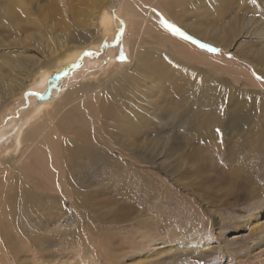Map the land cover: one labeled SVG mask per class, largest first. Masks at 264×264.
Here are the masks:
<instances>
[{
  "label": "rangeland",
  "instance_id": "374dc122",
  "mask_svg": "<svg viewBox=\"0 0 264 264\" xmlns=\"http://www.w3.org/2000/svg\"><path fill=\"white\" fill-rule=\"evenodd\" d=\"M21 1L0 0V76L21 83L0 108V161L16 153L11 175L21 176L7 182L20 190L6 207L31 196L50 206L23 220L36 240L21 239L0 264H264V8L253 12L264 0L224 18H180L210 40L177 23L190 0H144L159 13L151 7L149 16L142 0ZM232 34L227 48L213 41ZM170 36L196 48L190 59L166 52L183 77L155 54ZM19 64L48 68L25 84ZM189 76L185 91L166 86ZM120 99L141 109L121 105L106 117ZM193 106L179 126L174 116ZM28 128L32 141L17 152ZM89 153L105 166L89 168Z\"/></svg>",
  "mask_w": 264,
  "mask_h": 264
},
{
  "label": "bare ground",
  "instance_id": "6f19581e",
  "mask_svg": "<svg viewBox=\"0 0 264 264\" xmlns=\"http://www.w3.org/2000/svg\"><path fill=\"white\" fill-rule=\"evenodd\" d=\"M134 1H138L139 2V0H134ZM134 1L129 0L130 4H131V2H134ZM142 1L145 2L147 0H145V1L142 0ZM157 1L159 2L160 0H157ZM166 1H171V2L174 1V3H176L178 0H166ZM163 2H164V0H163ZM154 3L155 2H153V4ZM22 4H23V2L21 0H14V1L10 0V5H11L10 7H12V8L22 7ZM146 4H148V3H146ZM153 4L149 3L147 5L148 9L147 10L145 9L146 16L147 15L149 16L150 14H153L151 12V7L154 8V6H155ZM253 4H254V0H190V2H188L185 6H183L184 8H182V10H183L182 14L185 15V16L178 15V17H176L177 18L176 21H177V23L179 25H180L181 22H183V25H184L185 29L187 30V32H189V34H193V35H195L197 37L200 36V38H205L206 40H210L209 38L202 36V34H203L202 31H204V34H206L207 29H205V28H204V30H202V28L199 29V27H198L199 25H197L196 28H198V31H192V30L190 31L187 28H191L192 26H190L188 23L186 24L180 18L186 17V13H188V12L198 13L200 15L201 19L206 20V21H207V19H210V18L216 17V16H222V18H224V17H227V15L229 13H231L234 8H236V10L239 9V10H242V11L246 12L245 8L246 7H251ZM260 5H261L260 7L257 5L256 9H254L253 12H258L260 9L264 8V6L261 3H260ZM135 6H136V4H135ZM129 7H131V6L127 5L124 8V11H126V13H124L125 17L129 13V12L127 13V11H129ZM154 9L157 12V9L156 8H154ZM143 12H144V10H143ZM133 13L137 14L136 12H133ZM236 14H237V12H236ZM154 15H156V14H154ZM168 15L172 17V14L168 13ZM171 17L169 18L170 20H171ZM131 18H132V16H131ZM126 20H128V19H126ZM133 20H134V17H133ZM179 20L181 21L180 23H179ZM129 22H131V21L129 20ZM214 30L215 29H210L208 32L210 33L211 31H214ZM196 32H199L200 34L198 35V34H196ZM163 33H165V32H163ZM165 34H167V33H165ZM234 34L228 36L227 38L225 36H223L222 39L221 38L218 39V37H214L213 41H214V43L216 45H221L220 47L227 48V46H229V44H230V38H232V36L235 37L237 35V34L236 35H234ZM165 36H166V38L169 37L168 34L165 35ZM141 38H142V35H141ZM151 38H153L152 40L155 39L153 36ZM139 39H138V42L140 43ZM167 40H169V39L167 38ZM160 41L162 42V40H160ZM151 42H153V41H151ZM153 43H155V42H153ZM189 43H187V41H184V40H181V39L175 37V39H173V41L170 42V44H171L170 47L168 45H166L167 43H162V44L160 43L159 44L160 45L159 49H161V50L157 49L159 52H155V54H156V56L160 55V56H162L163 58L166 59V64H169V66H170L169 67L170 68L169 74L175 75V74L179 73L183 77L184 70H181L179 72L174 71L178 67L176 65H171V62L175 63V59H177V61L180 60V59L175 57L174 55L173 56L172 55L169 56L166 52L172 51V53H175V52L178 53L177 51H180V52L185 53V55H187V59H190V55H192V54L190 52H188L189 49H192V50L195 49L196 50V48H194L193 45H191ZM172 47L175 48V49H173ZM178 47H180V49ZM151 49H153V48H151ZM133 52H132L133 58L135 57L134 64H135L136 67H138L140 65L139 64V58L142 59V57L144 55L140 54L139 51H136L135 53H133ZM54 57L55 56H52L50 60H52ZM262 60H263V58H262ZM142 62H143V60H142ZM185 63L189 64L191 66H197V65H195L193 63H189V62H185ZM45 64H50V63L47 62ZM12 68L14 70H16L17 74H19L20 71H26L27 73L26 72L25 73L27 74L26 75L27 78H26V83L25 84H28L33 79L34 80H39L41 78V76L45 74V70H47L48 65H45L42 68L35 67V68L31 69L32 66H30V65L24 66V65L19 64V66H15V67H12ZM185 70L190 71L189 69H185ZM128 71H129L130 74L131 73L135 74L137 72V71L135 72V68H133L131 70L128 69ZM129 73L122 74V77L120 78V80H123V79L125 80V77L129 76ZM186 74L191 75L188 72ZM117 80H118V78H117ZM0 81L2 82V85H0V108H1L3 106L5 100H7V98H9L11 95L16 94V91L20 88L19 86L21 85V83H19V81H13L11 78L2 77V76H0ZM190 81H191V76L186 77L184 79L180 78V81H178V82H175V79H173L168 84L166 83L167 84L166 86L170 87V86L179 85L185 91L186 89H185L184 85H186L187 88H188V85H191ZM155 84L157 85L158 83L156 82ZM155 88H156V86H155ZM172 91H173V89H171L170 92H172ZM204 91L205 90H203V89L201 90V92H204ZM170 92H168V93H170ZM196 92H199V91H197L195 89L194 93H196ZM150 96L151 95H149V97ZM129 104L134 106L135 109L136 108L139 109V110L141 109V106H138V104H136V103H132V100H129V99L121 100L120 99V100H117V102L112 104L111 110L108 109L107 111L103 112V114L106 117L110 116V115L113 116V114H115L117 112V108H119L121 105L127 106ZM237 105L241 109L246 110V109H248L250 103L243 101L241 103L239 102ZM135 109L133 110V112H129V113H132L133 115H136L139 119L146 120V118H144V115L142 113H139V111H136V113H135ZM141 111L144 112V111H146V109L141 110ZM122 112H124V108H122ZM180 113H183V114H179L178 113V116H174V118L177 119V123L179 124V126H181L182 124L185 125L187 122H189L192 119V117H194L196 115V106L185 107L184 111H182ZM35 116L36 115L34 114L33 117L29 118V123H32V121L34 119H35V123H38V122H36ZM47 123H48V120L46 121V124ZM229 130H238V129L236 127H234L233 125H230L229 126ZM33 135L34 134L31 131H29V128L27 130L25 129V130H23L21 132V135H19L17 137V140H16V147L18 148L17 152L19 150H21V148H20L21 145L24 147L28 142L32 141ZM47 148H48V150L46 151L47 156L51 157L52 150H50L49 147H47ZM102 157H104L102 154L94 155L92 153H89L90 160H89V162L87 164L89 166V168L99 167V165H101V164H98V161L101 160ZM17 160H18V157H16V153H15V154L11 155L10 157L4 158V159H2L0 161V256H11V257H14L15 255H17V252H14V250L16 249L18 243L23 238L25 240H27L28 242H32L33 239L35 241L36 239L31 233H28V235L31 236L32 239L28 240V237L25 236L24 232L26 231V228L24 227L25 221L23 222V220H25L26 217H30V219H31L32 214H36L37 216L38 215H42L43 216V214L40 211L49 210V206H50V205H48L47 201L43 202V201H40V198H37L35 196H31L29 198L28 202L25 199H24V201L22 200L20 205H19V207H18V209L14 210V209H10V208L6 207V205L9 202V198L7 197V195L11 194L12 196L16 197V195L13 194V192H18V190H20V186H13V187L7 186L6 187L7 182L9 180H11V177L14 178L13 181H19L21 179V176H19V175L16 176V177L11 175L13 169H15V167H16L15 165H13V163L17 162ZM106 163H107L106 160H103V165H101V166H105ZM11 166H12V169L10 171ZM16 178H18V179H16ZM256 213H257L256 214L257 217L261 214L260 211H257ZM11 217H12V220H11ZM30 224H29L28 228H32L33 227ZM27 231L30 232L28 229H27ZM21 236H22V238H20ZM152 250H153V253H152L153 255H158L159 253H161L160 252L161 250H155L154 248Z\"/></svg>",
  "mask_w": 264,
  "mask_h": 264
},
{
  "label": "snow or ice",
  "instance_id": "6c2138e0",
  "mask_svg": "<svg viewBox=\"0 0 264 264\" xmlns=\"http://www.w3.org/2000/svg\"><path fill=\"white\" fill-rule=\"evenodd\" d=\"M168 27H170L173 31H177V32L180 31L175 25H171V24H169ZM181 35H183V33H181ZM189 38H191V37H189ZM201 47L208 48V47H210V46H208V45H204V44H201ZM211 50H212V51H216V49H214V48H212Z\"/></svg>",
  "mask_w": 264,
  "mask_h": 264
}]
</instances>
